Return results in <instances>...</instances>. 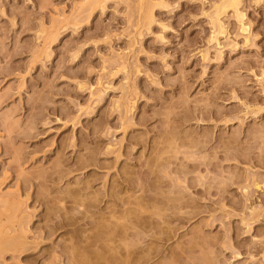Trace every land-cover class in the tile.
<instances>
[{
  "label": "rangeland",
  "instance_id": "rangeland-1",
  "mask_svg": "<svg viewBox=\"0 0 264 264\" xmlns=\"http://www.w3.org/2000/svg\"><path fill=\"white\" fill-rule=\"evenodd\" d=\"M102 1L0 0V264H264V0Z\"/></svg>",
  "mask_w": 264,
  "mask_h": 264
},
{
  "label": "bare ground",
  "instance_id": "bare-ground-1",
  "mask_svg": "<svg viewBox=\"0 0 264 264\" xmlns=\"http://www.w3.org/2000/svg\"><path fill=\"white\" fill-rule=\"evenodd\" d=\"M96 1H97V0H96ZM96 1H95V0H94V1L91 0V2H93V5H95L94 2L96 3ZM99 1H101V0H98V2H99ZM103 1H104V0H103ZM103 1H102V2H103ZM140 1H141L142 5H143L142 0H140ZM241 1H242V0H224L223 3H222L221 5H216V13H215V14H216V15H215L216 17H215V19L217 18V19H216L217 22H218V23L220 22V21H219L220 19H219L218 17H219V15H221V13H223V11L225 12L227 8L232 7V8H234V10L236 9V12H237V11H238V8H239L238 6H239V4L241 3ZM99 3H100V2H99ZM90 4H91V3H90ZM100 4H102V3H100ZM96 5H97V3H96ZM101 6H102V5H101ZM93 7H94V6H93ZM214 11H215V10H214ZM147 12H148V11H147ZM149 12H150V11H149ZM149 12H148V13H149ZM238 12L240 13V14H239V15H240L239 17L242 18V17H243V14H241L240 11H238ZM238 12H237V14H238ZM241 16H242V17H241ZM150 17H151V19H152V16H151L150 13H149L148 16H147L148 19L146 18L149 22H150ZM242 21H243V20H242ZM218 26H219V24H218ZM214 27H215V26H214ZM219 27H220L219 29L221 30V27H222V26L220 25ZM224 29H225V28H224ZM243 30H244V29H243ZM221 32H223V30H222ZM219 33H220V31H219ZM220 35H221V34H220Z\"/></svg>",
  "mask_w": 264,
  "mask_h": 264
}]
</instances>
